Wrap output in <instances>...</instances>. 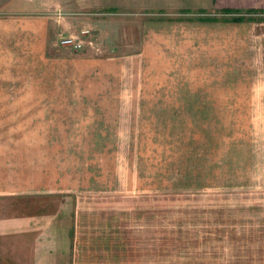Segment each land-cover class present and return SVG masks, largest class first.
Here are the masks:
<instances>
[{
    "label": "rangeland",
    "instance_id": "1",
    "mask_svg": "<svg viewBox=\"0 0 264 264\" xmlns=\"http://www.w3.org/2000/svg\"><path fill=\"white\" fill-rule=\"evenodd\" d=\"M248 14L245 35L223 33L217 64H189L202 58L187 48L172 59L187 64L142 67L134 0H0V89H106L134 110L95 129L106 143L82 162L94 188L62 207L44 195L0 198V217L60 210L74 226V264H264V13ZM82 30L83 49L60 43ZM202 51L220 53L214 41ZM7 124L0 137L41 135Z\"/></svg>",
    "mask_w": 264,
    "mask_h": 264
},
{
    "label": "crops",
    "instance_id": "2",
    "mask_svg": "<svg viewBox=\"0 0 264 264\" xmlns=\"http://www.w3.org/2000/svg\"><path fill=\"white\" fill-rule=\"evenodd\" d=\"M134 9L143 24L141 38L132 52L134 64H187L172 59L185 57V49L191 48L195 49L194 58L202 60L197 58L189 64L212 65L218 62L210 58L223 55V33L231 32L236 35L229 39H239L251 25L242 18H233L250 10L264 11V0H134ZM25 26L24 21L23 34L29 32ZM213 41L218 43V55L202 51L211 50ZM39 47L43 48L41 44ZM93 61L95 65L105 64L99 59ZM117 91L120 90H114ZM112 96L121 94L112 95L106 89H43L34 94L28 90L0 89V127L8 128L7 122L15 120L26 123L18 125L21 128L41 130L37 137H0V198L44 195L56 199L62 207V199L67 200V195L94 188L88 165L83 168L82 162L88 159L89 146L106 143H96L95 129H109L111 122L124 117L121 113L134 112L121 106L118 99H108ZM142 107L148 106H138L135 112L146 111ZM112 113L116 116L111 117ZM79 128L85 131L80 134ZM137 144L140 142L134 145ZM38 209L0 217V240L6 241L7 249L3 264H74L73 245L77 238L72 220L62 216L60 210L41 213ZM15 241L17 254L12 243Z\"/></svg>",
    "mask_w": 264,
    "mask_h": 264
},
{
    "label": "built area",
    "instance_id": "3",
    "mask_svg": "<svg viewBox=\"0 0 264 264\" xmlns=\"http://www.w3.org/2000/svg\"><path fill=\"white\" fill-rule=\"evenodd\" d=\"M89 34L88 30H82L80 34L73 36V35H68L65 36L61 39L60 43L66 47H71L74 50H81L84 47V37Z\"/></svg>",
    "mask_w": 264,
    "mask_h": 264
},
{
    "label": "trees",
    "instance_id": "4",
    "mask_svg": "<svg viewBox=\"0 0 264 264\" xmlns=\"http://www.w3.org/2000/svg\"><path fill=\"white\" fill-rule=\"evenodd\" d=\"M243 13V12H242ZM245 13H264V11H260V10H250V11H246ZM241 16H238V17H234L233 19L234 20H240Z\"/></svg>",
    "mask_w": 264,
    "mask_h": 264
}]
</instances>
